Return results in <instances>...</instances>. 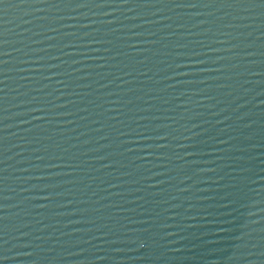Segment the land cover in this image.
<instances>
[{
    "label": "water",
    "instance_id": "1",
    "mask_svg": "<svg viewBox=\"0 0 264 264\" xmlns=\"http://www.w3.org/2000/svg\"><path fill=\"white\" fill-rule=\"evenodd\" d=\"M0 264H264V0H0Z\"/></svg>",
    "mask_w": 264,
    "mask_h": 264
}]
</instances>
